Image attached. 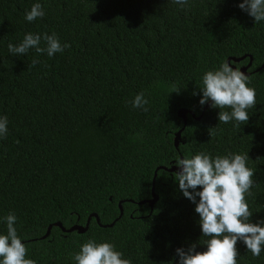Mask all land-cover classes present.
<instances>
[{
	"label": "trees",
	"instance_id": "trees-1",
	"mask_svg": "<svg viewBox=\"0 0 264 264\" xmlns=\"http://www.w3.org/2000/svg\"><path fill=\"white\" fill-rule=\"evenodd\" d=\"M242 2L0 0V117L8 119L0 235L14 213L25 258L36 264H77L74 254L90 239L114 244L131 264H179L177 248L206 251L207 238L169 170L199 152L248 153L250 221L264 220V21L255 23ZM35 3L45 15L28 22ZM26 33H55L70 47L52 57L34 48L13 56L8 44ZM228 59L256 91L248 122L221 123L211 106L200 119L187 113L175 147L179 111L202 114V77ZM172 84L179 93H170ZM140 92L146 112L131 103ZM88 218L86 231H68ZM236 247L237 264H264V250L254 257L242 241Z\"/></svg>",
	"mask_w": 264,
	"mask_h": 264
},
{
	"label": "clouds",
	"instance_id": "clouds-1",
	"mask_svg": "<svg viewBox=\"0 0 264 264\" xmlns=\"http://www.w3.org/2000/svg\"><path fill=\"white\" fill-rule=\"evenodd\" d=\"M173 2L182 8L188 5V0ZM239 8L253 17L255 23L264 21V0H243ZM44 15L42 5L35 3L26 12L25 19L32 22ZM42 40L44 47L40 46ZM69 47L67 43L61 45L55 33H26L18 45L9 43L8 51L13 56H22L34 48L38 54L46 53L52 57ZM37 63L39 61L34 59L31 66ZM249 84L248 75L223 62L218 69L203 75L202 86L198 87L202 93L199 103L203 106L211 101V107L220 110L218 120L221 123L235 120L237 126L246 124L250 117L248 110L256 106V91ZM179 91L175 84L170 86V93ZM131 103L133 108L148 111L146 105L149 101L144 92L137 94ZM226 108L231 111H225ZM7 124V117H0V138L6 137ZM248 159V153H229L213 158L211 154L199 152L191 158H178L175 161L179 171L174 173V178L183 196L196 205L202 235L207 238L204 241L206 251H197L195 243L187 248H177L179 264H237L238 241H242L254 257H259L264 250V220L257 223L250 221L253 213L245 198L246 194H251L250 189L254 185V171L246 166ZM198 188L201 190L197 191ZM5 220L7 234L0 235V264H36L33 259L25 258L27 248L14 226L17 220L15 214L9 213ZM122 256L121 252L115 250L114 244L97 243L90 239L81 245L73 259L77 264H131L129 259Z\"/></svg>",
	"mask_w": 264,
	"mask_h": 264
},
{
	"label": "water",
	"instance_id": "water-1",
	"mask_svg": "<svg viewBox=\"0 0 264 264\" xmlns=\"http://www.w3.org/2000/svg\"><path fill=\"white\" fill-rule=\"evenodd\" d=\"M241 59H242V58H241ZM232 60L235 61V62H237V61H239L240 59H232ZM229 61H230V59L227 60L228 63H229ZM230 66H231V65H230ZM231 67H233L234 69H236L234 66H231ZM262 67H264V63H263V65H262ZM244 70H245V69H241V72L244 73ZM210 106H211V101H209V102L206 103V105L204 106V108H203V110H202V114H201L199 117H196L193 113L188 112V111H186V110H180V111H179L178 115L183 119V125H184V126L181 128V130H179V131L175 134V138H174V145H175V147H177V145H178V141H179V139H180L181 132L183 131V129H184L186 123H187L186 114L189 113V114L192 116V118L200 119V118L203 116L204 111H205L207 108H209ZM169 171H176V172H177V171H179V168H178V167H176V168L173 167V168H171ZM154 179H155V175H154V178H153V183H154ZM155 201H156V198H155V197H154L152 200L147 201V203H148V205L150 206V208H152V206H153V204H154ZM142 203H144V202H142ZM142 203H140V204H142ZM119 208H120V217H121L122 214H123V212H122V208H121L120 205H119ZM93 216H95L96 221L99 222L97 216H96V215H93ZM89 219H90V218H88L87 223H86V225H85L84 227H81V226H74V227L70 228L68 231H69V232H71V231H78V232H84V231H86L87 228H88V225H89ZM55 226L60 227L59 224H56ZM110 226H112V224L109 225V227H110ZM50 228H51V226L48 228V231H47V233L45 234V237L48 236Z\"/></svg>",
	"mask_w": 264,
	"mask_h": 264
}]
</instances>
